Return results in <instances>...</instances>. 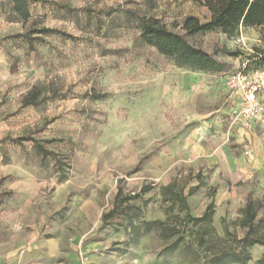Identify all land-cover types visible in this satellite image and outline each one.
I'll return each mask as SVG.
<instances>
[{"label": "rangeland", "instance_id": "1", "mask_svg": "<svg viewBox=\"0 0 264 264\" xmlns=\"http://www.w3.org/2000/svg\"><path fill=\"white\" fill-rule=\"evenodd\" d=\"M29 13L23 21L11 0H0V187L30 189L15 204L28 202L30 227L68 244L77 237L82 245L97 241L104 245L98 253L121 254L119 264H204L190 225L173 253L164 252L167 242L156 232L126 245L123 229L101 225L118 188L130 195L147 189L135 202L143 218L165 221L177 211L167 212L159 188L175 182L187 196L201 179L186 200L195 217L214 208L216 247H234L231 237L245 235L232 221L250 192L262 206L256 222L264 220V68L246 70L253 47L261 46L260 29L232 38L188 34L186 19L205 23L210 16L189 0H42ZM130 13L165 25L228 70L177 67L141 42ZM241 71L260 84L262 112L248 127L230 117L241 99L225 84ZM18 137L34 139L46 153L31 141L13 142ZM13 200L0 196L10 231L20 215ZM248 253L247 264H255L264 246Z\"/></svg>", "mask_w": 264, "mask_h": 264}, {"label": "trees", "instance_id": "2", "mask_svg": "<svg viewBox=\"0 0 264 264\" xmlns=\"http://www.w3.org/2000/svg\"><path fill=\"white\" fill-rule=\"evenodd\" d=\"M199 4L209 12V20L201 23L197 18L190 17L185 20L182 28L188 34H203L219 32L228 38L239 34L241 29H260L261 46L253 47V54L249 55L246 70L264 68V0H189ZM13 12L23 21L30 18V4L42 2V0H11ZM129 19L135 22L140 31V40L143 44L156 50V52L171 60L179 68H188L199 72L214 74L225 73L228 67L224 63L217 62L210 54L192 45L180 34L169 30L159 22L137 15L129 14ZM45 32V31H41ZM229 57H238L239 52L223 51ZM27 104V103H25ZM31 141L43 154V148L35 144L34 139L18 137L13 142L21 144ZM189 189L187 196L194 194L202 184ZM147 189H141L136 194H123L121 188L117 189L113 206L101 217V225L113 226L114 231L123 229L126 234V245H135L139 239L156 232L162 241L167 242L164 252L173 253L178 250L184 239V230L191 226V234L196 239V247L203 252L204 264H247L250 260L248 249L256 245L264 246V220L256 222L257 212L262 208L252 200V193L244 207L240 210L238 218L232 221L245 229L246 233L241 239L231 237L225 229L226 236L231 237L235 246L229 248L216 247L214 241L221 239L216 234L213 226L214 208L209 205L198 217L189 213V206L184 195V188L178 187L175 182L159 188V195L167 204V212L177 211L165 221L145 220L142 216L143 208L135 202L142 199ZM144 206V203L142 204ZM184 213V216H180ZM261 230V231H260ZM237 247V249H236ZM255 264H264V256Z\"/></svg>", "mask_w": 264, "mask_h": 264}, {"label": "crops", "instance_id": "3", "mask_svg": "<svg viewBox=\"0 0 264 264\" xmlns=\"http://www.w3.org/2000/svg\"><path fill=\"white\" fill-rule=\"evenodd\" d=\"M231 161L235 164L236 160L232 159ZM28 192L30 189L24 188L22 185L0 187V196L12 197L14 200L10 203L13 206L18 198H22V194L26 195ZM2 204L0 202V210ZM26 205H28L27 201L23 205H15L14 210H17L20 215L13 220L17 224L15 225L17 229L14 231L5 228L6 224H10V222L8 219L0 217V264H79V254L86 255L88 264H119V259H122L120 253L111 255L98 253V249L104 245L97 241L82 245L81 239L77 237L68 244L61 237H44L40 228L29 226L31 220L25 215ZM115 242L119 246L122 244L121 241Z\"/></svg>", "mask_w": 264, "mask_h": 264}, {"label": "built area", "instance_id": "4", "mask_svg": "<svg viewBox=\"0 0 264 264\" xmlns=\"http://www.w3.org/2000/svg\"><path fill=\"white\" fill-rule=\"evenodd\" d=\"M225 84L231 94L239 93L241 99L239 107L230 109V117L235 121L242 119L243 125L248 127L250 121L257 119L262 112L256 101V93L260 89V84L251 77L250 73L244 71L228 75ZM79 264H88L85 254H79Z\"/></svg>", "mask_w": 264, "mask_h": 264}]
</instances>
